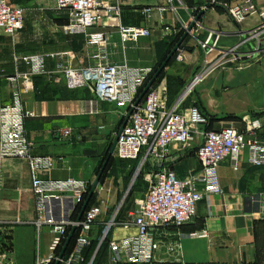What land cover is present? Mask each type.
I'll return each mask as SVG.
<instances>
[{
	"label": "crops",
	"instance_id": "0c3cea01",
	"mask_svg": "<svg viewBox=\"0 0 264 264\" xmlns=\"http://www.w3.org/2000/svg\"><path fill=\"white\" fill-rule=\"evenodd\" d=\"M100 1L103 10L108 6L117 7L118 14L105 18L89 32L107 34L108 62L133 67H158L173 49L172 44L183 37L203 11L200 26L195 27L164 70L158 86L167 88L169 105L191 86L182 110L198 105L210 118L221 120L213 122L215 130L232 127L243 132L255 119L264 123V39L261 50L256 52L257 41L249 37L258 18L251 17L239 25L229 14V8L243 0H173L172 4L169 0ZM253 1L264 8V0ZM8 2L15 7L27 5L28 10L35 2L45 9H55L57 16L64 18L54 38L37 48L39 53L72 52L74 59L65 62L76 67H87L94 62L97 48L87 45L84 35L70 36L64 32L68 14L56 9L55 0H30L27 4L26 0ZM147 10H152L150 16ZM119 25L147 27L151 36L123 46ZM23 31L11 38L0 30V106L12 103L19 92L24 107L34 113L35 116L26 121L28 137L34 144L32 154L54 160V167L43 177L52 180L74 178L93 184L108 145L111 140L114 142L124 122L123 111L115 104L100 102L99 113L88 114L87 103L93 99V93L89 89H69L61 74L58 81L55 80L58 75L54 73L62 63L58 59H50L47 64V70L54 77H35L31 89L22 81H12L11 78L27 72L26 66L15 63L16 55H26L30 51L27 31ZM213 34L217 35L216 50L210 58H218L221 51L234 50V54L227 57L231 62L226 69H219L203 82L192 85L206 57L203 44ZM252 64L260 68L256 72L245 69ZM227 117L236 119L225 120ZM67 127L73 129L70 136L57 133ZM260 135L264 137V131ZM192 146L193 151L189 153L175 150L163 166L174 170L180 179L201 172L196 158L197 145ZM131 166H135L133 171ZM151 169L149 164L142 166V159L124 161L114 157L97 192L98 199L105 204L103 215L91 234L94 241L99 243L106 224L114 215L119 216L121 212V219L128 220L129 212L146 194L144 176ZM1 170L0 246L7 241L12 244L11 264H37L49 257L53 235L47 226L37 225L39 215L29 164L24 160L6 159ZM218 175L222 194L214 196L210 202H201L193 221L181 228L162 227L151 231L158 245L153 264H264V167L249 165L244 154L237 171L231 161L226 160L219 166ZM202 230L209 232L208 238L191 237L192 233ZM137 232L135 226L118 228L109 237L120 240L135 236ZM44 234L46 243L42 240ZM100 246L98 244L97 250ZM95 258L92 264H109L108 252L104 262H100L98 256Z\"/></svg>",
	"mask_w": 264,
	"mask_h": 264
},
{
	"label": "built area",
	"instance_id": "2783aa9c",
	"mask_svg": "<svg viewBox=\"0 0 264 264\" xmlns=\"http://www.w3.org/2000/svg\"><path fill=\"white\" fill-rule=\"evenodd\" d=\"M172 2L169 0L170 4ZM102 6L100 0H55L56 9L68 14L69 22L64 32L70 36L84 35L87 45L97 48L92 64L87 67L67 64L66 59L75 57L72 52L16 55V65L23 64L27 72L11 80L22 81L31 89L35 77L52 75L47 70L48 60L58 59L62 63L54 73L58 77L52 75L55 80L58 81L61 74L69 89H89L93 93V99L87 103L88 114L99 113L98 103L109 102L123 111L125 119L156 71L153 67H133L126 63L107 61V34L89 31L99 26L105 18H111L115 13L117 15L119 10L112 6L103 10ZM146 13L150 16L152 10ZM229 14L239 25L251 17L258 18V24L249 32V37L256 39V52H259L264 39V8H259L253 0H243L232 5ZM24 27V9L11 5L8 0H0V30L14 38ZM166 30L170 31L168 28ZM118 32L123 46L151 36L150 29L143 26L119 25ZM207 43L203 44L204 49ZM214 50L216 45L205 51L206 57L192 85L203 82L219 69H226L231 62L227 57L230 53L234 54V50L221 51L218 58L211 59ZM190 91L191 86L175 103L169 105L165 86L151 89L135 108L119 136L114 157L124 161L142 159V166L149 164L152 169L144 176L147 182L146 194L136 202V208L129 212L128 220L119 222L118 214L114 215L99 238V244L102 245L115 229L135 226L138 230L132 237L110 239L109 264H153L158 245L151 231L162 227L185 226L197 216V207L201 202H210L214 196L222 194L218 168L226 160H230L237 171L246 154L249 165L264 167V137L260 135L264 131V123L255 119L243 132L232 127L219 131L207 130L208 117L199 107L193 105L182 110ZM34 116L32 111L24 107L19 92L14 95L12 103L0 106V180L4 160L18 159L29 164L32 192L39 215L37 225L47 226L53 235L49 257L37 264H54L58 261L59 251H62L70 228L74 226L80 232L72 252L62 263L92 264L96 253L89 263H86L84 253L93 241L91 234L103 215L105 201L98 199V187L95 193L96 204L86 210L80 223L73 219L83 207L92 183L74 178L52 180L43 177L45 172L54 167V160L32 154L34 144L28 137L26 121ZM72 132L73 129L67 127L57 133L70 136ZM193 144L197 145L196 158L202 170L180 179L175 171L163 164L169 161L175 150L181 151ZM191 237L208 238L209 232L202 230L192 233ZM0 264H10L1 250Z\"/></svg>",
	"mask_w": 264,
	"mask_h": 264
},
{
	"label": "rangeland",
	"instance_id": "374dc122",
	"mask_svg": "<svg viewBox=\"0 0 264 264\" xmlns=\"http://www.w3.org/2000/svg\"><path fill=\"white\" fill-rule=\"evenodd\" d=\"M29 1L30 0H26V4ZM31 5H33V6H31L33 8H31L30 10H28L27 5L26 6H20V8H23L24 10H26V12H25L26 13L25 14L26 15L25 16V28H24L23 32L27 31V38L26 39H27V42H28L29 47H30L29 48L30 49L29 54H36V53H39L37 48L40 45L45 44L46 42L48 43L49 41H51L54 38V36L56 35L57 29L61 30L62 20L64 18L57 16L58 14H57L55 9H45L44 7L39 6L35 2H34V4H31ZM245 67H246L245 68L246 70L253 69V71L260 68V66L256 67L253 64L251 66L249 65V66H245ZM262 77H264V75H262ZM262 77L257 78V82H259V79H261ZM112 143H113V141L111 140L109 145H108V150L106 151V154H108L109 148H111ZM193 147L194 146H192V148L189 147V148L183 149L181 151H183L184 153H189L190 151H193ZM134 168H135V166H133V167L131 166V171H133ZM0 212H1V207H0ZM42 240L44 243H46V241H47L46 234H44ZM38 243L39 242L37 240V244ZM11 249H12V244L9 241L3 243L0 246L1 252L7 257L9 263L11 262V254H10ZM98 259L100 262L101 261L104 262L105 260H107V252H106L105 247H103L100 250ZM98 259H97V261H98Z\"/></svg>",
	"mask_w": 264,
	"mask_h": 264
},
{
	"label": "water",
	"instance_id": "95a60500",
	"mask_svg": "<svg viewBox=\"0 0 264 264\" xmlns=\"http://www.w3.org/2000/svg\"><path fill=\"white\" fill-rule=\"evenodd\" d=\"M203 11H201V13L199 14L198 17H196V19L191 23V25L187 28L185 34L183 35V37L180 39V41L175 45V47L172 49V51L169 53V55L167 56V58L165 59V61L161 64V66L158 68V70L156 71V73L152 76L151 80L149 81V83L147 84V86L143 89V91L141 92V94L139 95V97L137 98L134 106L131 108V110L129 111V113L127 114V116L124 119V122L122 123L119 132L116 135V138L114 140V142L112 143V146L109 150L108 156L106 158V160L103 162V165L97 175V178L95 179L94 183L92 184L91 190L88 194V197L83 205V207L81 208L80 214L78 216L77 222L80 223L82 221V218L93 198V196L95 195L97 188L99 187L101 180L105 174V171L109 165L110 160L114 157V153H115V149L117 147V143H118V139L119 136L122 134L124 128L126 127L127 123L129 122V119L132 115V113L134 112L135 108L138 107L143 100L145 99L146 95L148 94V92L153 88V86L155 85V83L158 81V79L160 78V76L162 75V73L164 72V70L167 68V66L169 65V63L171 62V60L174 58V56L179 52V50L181 49L183 43L185 42V40L192 35L193 30L195 29V27L200 26L199 24V20L201 18V16L203 15ZM216 39H217V35L213 34L212 37L210 38V40L207 43V46L205 48V51H209L210 48L214 47L216 44ZM77 231V226H74L62 248V251L59 255V259L55 264H62L63 259L65 258L66 252L75 236V233Z\"/></svg>",
	"mask_w": 264,
	"mask_h": 264
},
{
	"label": "trees",
	"instance_id": "16d2710c",
	"mask_svg": "<svg viewBox=\"0 0 264 264\" xmlns=\"http://www.w3.org/2000/svg\"><path fill=\"white\" fill-rule=\"evenodd\" d=\"M65 12V11H64ZM67 13V12H66ZM68 19V18H67ZM68 22H69V20L67 21V24H68ZM180 41V39H177L172 45V48H174L175 47V44L176 43H178ZM172 51V49H170L169 50V53ZM169 55V54H168ZM177 55V54H176ZM176 55L174 56V58L176 57ZM173 58V59H174ZM166 59V58H165ZM165 59H164V61H165ZM172 59V60H173ZM171 60V61H172ZM163 61V62H164ZM162 62V63H163ZM162 63H160L159 65H158V67H155L154 69H155V71H157L158 70V68L161 66V64ZM171 63V62H170ZM169 63V64H170ZM163 74H164V72L162 73V75L160 76V78L158 79V81L155 83V85L153 86V88L152 89H155L158 85H159V83H160V81H161V79L163 78ZM195 106H197V107H199L198 105H195ZM200 108V107H199ZM200 110H201V108H200ZM202 111V110H201ZM203 113H204V111H202ZM207 117H208V121H209V124H208V127H207V130H211V131H219V130H215L214 128H213V122L214 121H221V120H218V119H216V118H210L206 113H204ZM232 120V119H236V117H227V118H225V120ZM110 150V149H109ZM109 153V152H108ZM107 156H108V154H106L105 155V157H104V160H103V162L106 160V158H107ZM113 159H114V157L110 160V162H109V165H108V167H107V169H106V171H105V174H104V176H103V178H102V180H101V182H103V180H104V178H105V176H106V173H107V171H108V169L111 167V165L113 164ZM102 165H103V163L101 164V166H100V168H99V170H98V173H99V171H100V169H101V167H102ZM174 171V170H173ZM91 187L92 186H90V190H91ZM89 190V191H90ZM86 199H87V197H86ZM94 204H96V194L93 196V198H92V200H91V202H90V204H89V206H88V208L87 209H89L91 206H93ZM82 208V207H81ZM81 208L79 209V211L76 213V215L74 216V220H76L77 221V219H78V216H79V214H80V211H81ZM129 212V211H128ZM128 212H127V214H128ZM125 213V212H124ZM123 215V213H121L120 212V214H119V216H118V221L119 222H124V220H122L121 219V216ZM71 230H72V228H70V231H69V233L71 232ZM79 232H80V230L79 229H77V231H76V233H75V236H74V238H73V240H72V242H71V244H70V246H69V248H68V250H67V252H66V255H65V258H67L69 255H70V253L72 252V250H73V247H74V245H75V240H76V238H77V236H78V234H79ZM109 241H110V237H109V239H108V241H106V242H104L101 246H100V248H99V250H97V248H98V241H92L91 242V244H90V246L89 247H87V249L85 250V253H84V257H85V261H86V263H89L90 261H91V259H92V257H93V255L96 253V258H97V256H99V253H100V250L103 248V247H105V249H106V252H108L109 253ZM61 253V250L59 251V254ZM96 258H95V260H96ZM55 264V263H54ZM63 264V263H62Z\"/></svg>",
	"mask_w": 264,
	"mask_h": 264
}]
</instances>
